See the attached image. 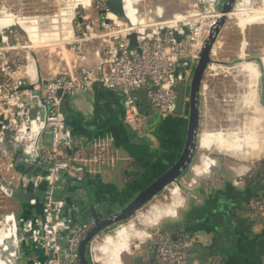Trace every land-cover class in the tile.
Returning <instances> with one entry per match:
<instances>
[{
	"label": "built area",
	"instance_id": "1",
	"mask_svg": "<svg viewBox=\"0 0 264 264\" xmlns=\"http://www.w3.org/2000/svg\"><path fill=\"white\" fill-rule=\"evenodd\" d=\"M217 3L199 0L191 14L181 12L164 18L161 11H153V15L143 12L141 15L137 11L132 16L121 15L105 0V7L98 12L96 21L90 19L89 14L83 15L76 37L67 41L78 43L79 47L83 41L101 39V47L96 50L100 62L78 73L59 72L44 85L30 86L23 78L13 75L22 65L13 52L29 42L27 39L23 42L15 22L0 25V73L5 75L0 79V110L4 111L0 119V160L22 150L24 161L38 159L43 166L40 174L31 175L16 172L13 159L4 165L0 163V192L10 201V197H16L13 187L20 182L25 187L32 181L36 187L46 181L42 214L25 218L17 214V218L14 209L6 213L12 214L16 231L19 224L24 227L21 236L18 235L19 248L20 240L28 236L44 249L46 257L42 262L37 260L38 264H60L63 248L67 249L72 264H82L81 241L93 223L78 221L67 214L66 201L57 194L63 174L81 179L88 172L100 171L105 165L114 166L124 158L115 148L111 135L97 136L89 144L77 137L67 124L64 98L77 90H92L97 81L118 89L124 95V121L130 129L140 133L145 126V116L139 109L137 90L144 87L152 106L159 112L176 110L177 84L192 78L193 67L219 17ZM92 22L100 30L94 29ZM25 31L31 40L29 31ZM133 31L137 44L131 47L129 34ZM32 108H36L35 115H32ZM47 131L49 142L42 139ZM240 182L241 179H235V183ZM29 200L35 203L37 197L34 195ZM245 206L253 212L264 211V195L251 197ZM122 224H117L114 233ZM98 235L87 245L92 264L98 260L95 256ZM193 240V235L188 233L172 239L159 231L155 248L160 264H203L190 258L189 247ZM132 246L133 242L129 249Z\"/></svg>",
	"mask_w": 264,
	"mask_h": 264
},
{
	"label": "crops",
	"instance_id": "2",
	"mask_svg": "<svg viewBox=\"0 0 264 264\" xmlns=\"http://www.w3.org/2000/svg\"><path fill=\"white\" fill-rule=\"evenodd\" d=\"M78 2L88 6L91 0H78ZM252 12L257 14H251ZM250 14L253 16L262 13L259 9L251 8L244 14L238 13L237 16ZM96 19L97 17L94 20ZM9 22L19 23L20 30L27 29L34 43L42 41L39 27L32 24L26 16L11 12L0 15L1 26ZM101 44V39L98 38L80 44L78 48L82 54H76L70 49L63 50L61 47L39 51L32 49L29 45L21 46L13 52L14 56L22 61L21 67L13 75L23 78L28 85L35 83L44 85L59 72L78 73L89 66L98 64L100 57L96 50L101 47ZM248 74L251 75L249 72ZM4 77L5 75L0 73V79ZM251 78L254 85L255 79L252 76ZM261 89L262 95L264 89ZM137 94L139 109L145 116L144 131L140 133L130 129L124 121V95L117 89L106 87L100 81L95 83L92 90H77L64 98L66 121L77 137L89 144L97 136L111 135L114 138L115 148H118L124 156L114 166H102L100 171L88 172L81 179L63 174L57 194L64 197L66 212L73 219L94 224V210L101 216L117 210L157 175L165 171L184 148L188 129L186 106L181 110L161 113L155 108L148 109L149 98L144 87L140 88ZM253 94L257 97L254 90ZM258 100V103L264 107L263 97L260 96ZM3 116L4 111L1 109L0 119ZM201 123L202 119H200ZM141 139L144 142H141ZM200 145L199 140L198 147ZM16 153L17 151L3 158L0 163L4 165L13 159L15 171L21 173L25 167L17 162ZM202 159L207 160V158ZM194 160L190 169H194L195 176L191 178V182L189 181L188 188L195 193H190V201L182 205L178 217L163 220L159 229L169 234L172 239L189 232L194 237L193 244L209 245L210 264H264V211L253 212L244 207L242 213L236 209L241 214L238 220L232 216L235 206L239 205L242 198L245 197L242 201L245 206L249 195L255 197V195L264 194L262 161L236 164L228 163L227 159L221 158L225 169L216 172V169L210 170L207 176L203 177L207 165L205 166L203 162L196 164ZM23 163L26 165L25 162ZM42 171V163L38 162L31 175L40 174ZM199 179L201 181L197 183ZM235 179H241V182L235 183ZM45 186L46 182L43 181L36 187L32 181L25 186L26 191L35 192L34 195L37 197L35 203H31L28 198L16 196L20 201L17 203L16 199L14 200L17 203L18 210H16L19 211L21 218L42 214V195ZM178 199H181L180 192ZM165 207L157 206L155 211ZM218 210H221L219 214L214 213ZM87 215L91 217L89 220L86 218ZM5 216L8 222L0 227V263L2 258L4 261L10 259L8 248L3 244V238L9 224L14 223L12 214ZM145 219L146 222H151L155 220V217L146 215ZM224 224L228 227L225 228ZM236 232L238 235L235 236ZM136 236L134 223L130 221L122 225L113 236L107 234L97 245V249L102 252L97 259L107 264H122L123 252L129 251L132 240ZM33 242L28 236L24 239L30 257L37 253L44 255V249ZM154 250H156L155 245L151 250L145 249L144 264H160L157 252ZM198 253L199 249L193 248L190 251V258L196 259ZM155 255L157 260L154 259ZM126 263L136 264L129 260H126ZM21 264H30L29 258L24 261L21 257Z\"/></svg>",
	"mask_w": 264,
	"mask_h": 264
},
{
	"label": "rangeland",
	"instance_id": "3",
	"mask_svg": "<svg viewBox=\"0 0 264 264\" xmlns=\"http://www.w3.org/2000/svg\"><path fill=\"white\" fill-rule=\"evenodd\" d=\"M137 1L139 0H126L130 7L135 6L134 4ZM217 1L218 0H213L214 3H217ZM222 2L223 0H220L217 3L219 9ZM262 2V6H254L252 9H259V11L260 9H263L264 0H262ZM198 4L199 0H141L140 6H138L136 9L129 8L128 13L129 16H132L134 11H142L146 15H153V11H161L163 17H171L175 13H190L197 8ZM251 5V0H237L235 3L233 10L229 14L225 23L221 26L220 32L213 45L214 52L211 51V57L213 58L212 62H217L218 65L212 64V62H210L205 69L201 82L200 108L202 123L200 124L198 135L201 145L198 147L194 162L196 164L200 163L203 155H205L207 158V167L203 177L207 176L210 170L216 169V172L225 169L223 160H221V158L227 159L228 163L233 162L236 164H246L256 163L264 157V107L258 103L259 97L261 96L262 98V79L258 78V76L256 77V72L252 70V75H250V77H255V83L254 85L251 84V86L256 92L257 97L247 96L246 99V94L250 88V77L247 72L249 68H240V65L237 63L248 59V57H264V10H262V14L258 15L252 16L251 14H257V12H252L250 15L237 16L238 13L240 14V12L241 14H244V12L250 10ZM241 6H245L247 8L241 9ZM103 7H105V0H91V4L88 6L82 5L78 2V0H0V15L8 12L24 15L32 24H35L39 27L42 41L34 43L32 40L28 39V34L24 29H19L20 24H15L16 26L18 25V29L21 33H23V40L27 39L29 46H31L32 49L41 51L45 49L47 50L49 48L61 47L63 50L70 49L76 54H82L79 52L80 49L78 48V43L73 44L71 42H66L76 37V34L78 33V25L82 24L83 21L81 19L83 15L89 14L90 19L93 20V18L95 19L98 17V12ZM94 29L100 30V27L96 25ZM49 41L53 42L51 43ZM46 42L49 43L44 44ZM84 42L86 41H83L80 44ZM240 58V61L238 60L234 64L232 63L236 59ZM190 79L191 78H189L188 82ZM147 104L148 109H154L149 100L147 101ZM41 113L44 115L43 107H41ZM244 125L254 130L260 129L261 137L259 139L260 141H263V144H250L251 147L248 149V151L245 150L240 153H231L228 149V146L225 145L226 143L221 142L218 132L219 130L231 132L232 137L237 139L240 138L238 134H243L244 127L242 126ZM213 131L216 132L214 133L213 137H210L209 132ZM49 137L50 134L48 131L44 133V136L42 135V139L44 141H49ZM215 140H220V142H213ZM210 143H212V145L209 148H206V146ZM193 176H195L194 169H188L186 174H183L180 177V181L184 184V186H180L182 203L177 206L178 212L183 204H186L190 201V192L188 191L187 187H190L189 181ZM174 184L177 183H169L151 200L139 208L133 215H131L128 219L123 220L124 224L133 221L138 228L145 229L150 234L142 239L133 238L132 248L129 251L123 252L122 264H127L126 260L135 262L139 258L144 259L143 256L145 254V249L151 250L152 246L155 245L157 233L159 232V226L161 225L162 221L178 217V212L176 216L163 215L165 217L162 216L157 219V221H155L156 224L153 221H147V223L146 221L142 220L143 215L152 214L155 206L163 207L171 204L173 201L171 189ZM191 187L193 188L194 186ZM14 197L9 198L11 202L7 201V198L4 197V199L0 192V224L3 220L2 216L4 214L12 213V209L18 210L17 203L20 201ZM14 199H16L17 203L14 201ZM17 210L16 215L20 214ZM18 216L19 215L16 217L18 218ZM86 218L89 220L91 217L87 215ZM19 226L20 224L17 227V231L18 235L21 236V230H24V227H22V224L20 227ZM116 227L117 223L114 224L113 228L100 232L97 236V240L95 241V245L101 243L107 234L114 233ZM23 241L24 240H20V244ZM20 250V256L24 261L28 260V258L30 260L31 258L38 256V254H35L30 257V253L27 251L24 242L22 247L20 246ZM154 252H156V250H154ZM101 253L102 252L97 248L95 249L96 257H98V255ZM96 264L107 263L98 259Z\"/></svg>",
	"mask_w": 264,
	"mask_h": 264
},
{
	"label": "water",
	"instance_id": "4",
	"mask_svg": "<svg viewBox=\"0 0 264 264\" xmlns=\"http://www.w3.org/2000/svg\"><path fill=\"white\" fill-rule=\"evenodd\" d=\"M236 2L237 0H223L221 7L219 9L221 14L215 21L209 36L205 40V43L201 51L200 59L198 63L193 67V75L191 80L189 82L183 80L177 84L178 98H177L176 110H181L184 108V106H186L185 109H187L188 112V129H187V137L184 148L182 149L179 156L175 159V161L165 171L157 175L150 183H148L145 187L140 189L133 197H131L127 201V203L122 205L120 208L105 216H101L95 210L93 211L94 224L89 229V231L84 235L80 245V258L82 264H92L87 254V245L91 238L99 234L104 229H108L112 225L119 223L125 219H128L131 215H133L139 208H141L144 204H146L149 200H151L169 183L176 182L179 185V187L184 186V184L180 181V177L188 169L192 167L193 160L195 159V156L197 155V151H198V142H199L198 135H199L200 119H201V108H200L201 82L203 79L205 69L207 68L209 63L213 61V58L211 57V51L215 43V40L220 32L221 26L225 23L226 19L229 16V12L233 10ZM107 3L113 10L117 11L119 14L121 15L125 14L123 0H107ZM129 37L131 39V47L135 46L137 44L136 32L135 31L131 32L129 34ZM248 59L255 60L260 65L261 73L264 78V64L262 58L254 56V57H248ZM238 60L240 61L241 58L236 59L232 63L234 64ZM35 112H36V108H32V115H35ZM141 142H144V140L141 139ZM16 154H17V162L25 167L22 173L31 174L33 168L38 163V159L32 162H26L23 159L25 153L22 150H18ZM23 162H25L26 165ZM43 182L46 181L43 180ZM13 188L15 195L18 197L29 199L33 197L35 194L34 191H26L25 187L23 186V182H20L18 185L14 186ZM188 191L191 194L195 193L194 191L189 190V188ZM262 195L260 194L255 196H262ZM251 196L253 195H249L247 199L249 200ZM244 198L240 200L238 206H235V211L233 212L232 216L235 217L234 219L236 220H238V218L241 215L240 213L237 212L236 209L240 210L242 213L244 207L246 208V206H243L242 204ZM218 207L220 206L218 205ZM219 212H221V210H218L217 212L214 213L219 214ZM233 217H231V219H233ZM224 227L227 228L228 225L226 224ZM188 234L191 235L189 232ZM236 235H238L237 232L235 236ZM173 239H177V237ZM23 242H21L20 246L23 245ZM39 248L42 247L39 246ZM193 248L199 249V253L197 257H195L196 259L204 262L203 264H210L209 263L210 261L208 260L209 253L211 251L209 245H204L202 243H195V244L192 243L191 249L189 251H192ZM37 254H38L37 257L31 258L29 260L30 264H38L37 260H40L42 262L46 257L45 254L44 255H39V253ZM60 264H72L67 254L66 248H63L60 251Z\"/></svg>",
	"mask_w": 264,
	"mask_h": 264
},
{
	"label": "bare ground",
	"instance_id": "5",
	"mask_svg": "<svg viewBox=\"0 0 264 264\" xmlns=\"http://www.w3.org/2000/svg\"><path fill=\"white\" fill-rule=\"evenodd\" d=\"M209 1L211 3H214L213 0H209ZM123 3H124L125 14L129 16V13H128L129 12V8L136 9L138 6H140L141 0L135 2V4H134L135 6H133V7H130L127 4L126 0H123ZM251 3H252L251 8H253L254 6L255 7H260L263 4L262 0H251ZM243 8H247V7L241 6V9H243ZM262 10H264V7H263V9H260V12H262ZM141 12L142 11H140V13ZM230 13H231V11L229 12V14ZM190 14H188V15H190ZM220 14H221V12H219V15ZM141 15H142V13H141ZM184 16H186V15H184ZM213 52H214V49H213ZM262 60H263V64H264V57H262ZM237 63L240 65V67L246 66V68H249V70H247V72H249L251 75H252V70H254V72H256V77L258 76V78H261V79L263 78V75L261 73L260 66H259V64L255 60L245 59V60H242L241 62H237ZM212 64H217L218 65L217 62H212ZM253 78L255 79V77H253ZM252 82H253V79L250 77V84H249V87L250 88H249L248 93L246 94V99H247V96L255 97L254 94H253L252 86H251ZM242 127H244V132H243V134H238L240 138H237V139L234 138V137H232L231 132H224L222 130H219V132L217 131L218 134H219L218 136H220V138H221V142L226 143L225 145L228 146V149H229V151L231 153L232 152H234V153H240V152H243L245 150L248 151V149H250V147H251L250 144H255V143L263 144V141L261 140L262 141L261 142L260 139H259L261 137L260 129L254 130V129H251V128L245 126V125L242 126ZM215 132L216 131L209 132L210 133V137L211 136L213 137ZM213 142H215V141H213ZM212 143H210L209 145H207L206 148H209L212 145ZM202 158H205L206 159L205 155H203ZM204 161L205 160H203V159L201 160V162H203V164L206 166L207 165V160L205 161V163H204ZM179 190H180L179 185L178 184H174V186L171 189V194H172V197H173V201L171 202V204L166 205L165 208H162L163 210L161 209L159 211L158 210L155 211V209L157 208V206H155V209L152 211V214L151 215L147 214V215H149L151 217H155V220H153V222L157 221V219H159L163 215H166V216L167 215H175L176 216V214L178 212V207L177 206L180 203H182L181 199L180 200L178 199V194L180 192ZM181 198H182V196H181ZM155 203H157V202H155ZM153 205H155V204H153ZM153 205H151V206H153ZM145 217H146V214L142 216V220L143 221H146ZM163 217H165V216H163ZM7 222H8V218L4 215L3 220H2V222L0 224V227L5 226L7 224ZM131 222L134 223L133 221H131ZM125 224H127V223H125ZM155 224H156V222H155ZM122 225H124V224H122ZM134 228L136 229V232H137V236L135 238H141L142 239V238H145L146 236H148L150 234L147 230L138 228L135 223H134ZM108 235L113 236L114 233L113 234H108ZM3 239H4L3 244H4V246H6V248H8V251H9V256H10L11 264H21V256L20 257H17V256H19L20 248H19L18 233L16 231L15 223H10L9 224L7 233H6V235L4 236Z\"/></svg>",
	"mask_w": 264,
	"mask_h": 264
},
{
	"label": "flooded vegetation",
	"instance_id": "6",
	"mask_svg": "<svg viewBox=\"0 0 264 264\" xmlns=\"http://www.w3.org/2000/svg\"><path fill=\"white\" fill-rule=\"evenodd\" d=\"M262 83H263V89H264V78H262ZM262 95H263L262 97H263V103H264V92H262ZM256 96H257V94H256ZM175 111H176V110H175ZM199 181H201V180H199ZM111 227H112V226H111ZM111 227H110V228H111ZM104 230H105V229H104ZM159 231H163V230H160V229H159ZM163 232H164V231H163ZM192 243H193V242H192ZM190 248H191V245H190L189 249H190ZM7 263H8V264H11V260L9 259L8 261H7V260L4 261V259L2 258V262H1L0 264H7Z\"/></svg>",
	"mask_w": 264,
	"mask_h": 264
},
{
	"label": "trees",
	"instance_id": "7",
	"mask_svg": "<svg viewBox=\"0 0 264 264\" xmlns=\"http://www.w3.org/2000/svg\"><path fill=\"white\" fill-rule=\"evenodd\" d=\"M240 68H246V66H244V67H240ZM261 161H262V163L264 164V157L261 159ZM142 259H143V258H139V259H137V260L135 261V263H136V264H144V262H143ZM154 259L157 260V256L154 257Z\"/></svg>",
	"mask_w": 264,
	"mask_h": 264
}]
</instances>
